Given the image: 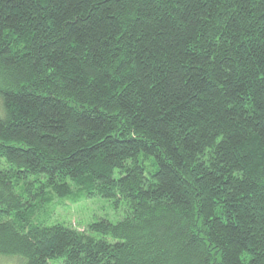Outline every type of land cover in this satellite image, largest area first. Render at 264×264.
<instances>
[{
	"label": "trees",
	"instance_id": "obj_1",
	"mask_svg": "<svg viewBox=\"0 0 264 264\" xmlns=\"http://www.w3.org/2000/svg\"><path fill=\"white\" fill-rule=\"evenodd\" d=\"M0 255L264 264V0H0Z\"/></svg>",
	"mask_w": 264,
	"mask_h": 264
},
{
	"label": "rangeland",
	"instance_id": "obj_2",
	"mask_svg": "<svg viewBox=\"0 0 264 264\" xmlns=\"http://www.w3.org/2000/svg\"><path fill=\"white\" fill-rule=\"evenodd\" d=\"M125 216L124 204L117 207L112 199L74 194L65 198L54 196L49 203L44 202L37 210L33 222L49 226L61 223L84 231L99 220L118 223ZM16 259L19 258L0 255V264H18Z\"/></svg>",
	"mask_w": 264,
	"mask_h": 264
}]
</instances>
